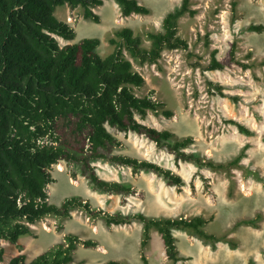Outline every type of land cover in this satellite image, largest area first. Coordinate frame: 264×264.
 Wrapping results in <instances>:
<instances>
[{
    "label": "rangeland",
    "instance_id": "rangeland-1",
    "mask_svg": "<svg viewBox=\"0 0 264 264\" xmlns=\"http://www.w3.org/2000/svg\"><path fill=\"white\" fill-rule=\"evenodd\" d=\"M140 2L150 8V13L124 17L116 0H104L94 8L101 18L98 23L85 19L81 7L58 6L56 16L69 22L76 36L71 40L57 38L61 45L99 38L96 51L105 57L114 51L110 38L115 31L130 27L142 36L143 46L149 47L145 34L162 30L165 15L182 0ZM192 8L196 14H185L178 22L179 35L188 41V50L166 49L157 64H141L125 51L133 68L145 78V84L135 88V93L146 96L153 91V98L174 113L167 117L149 110L145 119H138L178 137H194L195 144L188 151L206 159L226 162L244 151L242 166L228 174L176 161L174 154L146 136L109 127L122 143L113 153L158 163L179 174L184 183L170 185L153 171H135L127 165L98 160L94 165L102 178L128 183L137 190L136 194L105 192L94 188L77 165L61 161L51 169L54 181L48 186L50 201L61 205L65 198L79 195L95 209L111 213L186 218L202 215L212 218L205 226L208 232L226 235L237 245L222 241L213 249L191 231L176 229L183 258L178 264H264V0H192ZM250 25H263V29L250 30ZM215 49L224 68L210 70ZM208 81L219 84L221 90L212 85L210 91ZM236 123L248 127L252 134L242 133ZM248 219H255L256 226L244 223ZM142 232L139 222L109 228L103 218L75 208L70 217L48 215L31 224V232L21 235L16 244L0 238L5 249L0 264H7L18 254L31 262L67 233L99 242L98 247L79 245L69 264H104L110 260L173 264L167 258L161 234L154 228L144 249L146 262L142 259Z\"/></svg>",
    "mask_w": 264,
    "mask_h": 264
},
{
    "label": "trees",
    "instance_id": "trees-1",
    "mask_svg": "<svg viewBox=\"0 0 264 264\" xmlns=\"http://www.w3.org/2000/svg\"><path fill=\"white\" fill-rule=\"evenodd\" d=\"M124 17L148 14L150 8L140 0H116ZM104 0H0V238L17 243L20 236L31 232V224L48 216H71L75 208L84 209L91 217L103 218L107 227L143 225L142 259L151 239V230L162 236L167 258L178 264L183 258L174 230H188L213 249L219 242L232 247L237 243L226 235L210 233L205 226L212 220L202 215L191 218L153 217L142 212L124 214L95 209L82 196L73 195L61 205L50 201L48 186L54 181L51 169L61 161L77 165L96 189L105 192L136 194L130 184L102 178L95 161L107 160L127 165L135 171H153L170 185H182L183 178L169 168L125 154L113 153L121 141L109 127L142 134L158 147L174 154L176 161L192 162L198 167L231 173L242 166L245 152L226 162H216L190 152L195 144L192 136L178 137L174 132L149 126L148 111L167 117L174 113L165 103L153 98V91L139 96L135 88L145 84L144 76L133 68L125 51L141 64H157L164 50L189 49L188 41L179 35L178 22L185 14L194 16L192 0H182L179 7L168 12L162 30L145 35L150 46H143L142 36L130 27H122L110 38L114 51L103 57L96 49L101 40L83 38L78 43L61 45L57 37L74 39L76 31L67 21L56 16L58 6L81 7L85 19L100 22L94 8ZM237 2H233L236 12ZM263 25H250L262 30ZM206 45L209 41L206 40ZM218 50L211 52L208 69H223ZM235 56V48L231 51ZM191 56V53L188 54ZM212 81H208L212 91ZM221 90L219 84L214 85ZM245 134L252 131L236 123ZM244 223L256 226L255 219ZM79 245L98 247L93 239H82L67 233L63 240L27 262L24 254L14 256L7 264H69ZM0 244V260L4 256ZM104 264H123L110 260Z\"/></svg>",
    "mask_w": 264,
    "mask_h": 264
}]
</instances>
